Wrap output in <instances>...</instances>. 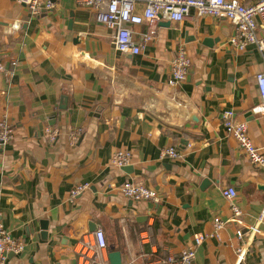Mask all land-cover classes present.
Wrapping results in <instances>:
<instances>
[{
    "label": "crops",
    "instance_id": "obj_1",
    "mask_svg": "<svg viewBox=\"0 0 264 264\" xmlns=\"http://www.w3.org/2000/svg\"><path fill=\"white\" fill-rule=\"evenodd\" d=\"M52 1V9L33 15L15 0H0V59L6 67L16 61L12 76L0 73V119L13 129L0 145V222L23 242L6 264H80L79 243L97 228L107 243L100 264H110L111 251L120 252L122 264H165L199 234L205 238L194 245V264H237L236 230L249 226L258 232L245 233L247 262L264 264V167L250 162L222 121L226 110L246 121L264 152V115L252 111L260 100L261 52L229 44V19L194 11L180 21L158 20L148 41L141 39L146 24L130 25L142 48L119 52L114 31L92 8ZM142 8L139 2L136 11ZM180 49L190 66L171 86ZM47 127L57 130L53 142ZM168 146L180 158L164 156ZM117 149L131 151L129 164H109ZM125 180L152 188L158 200L124 197ZM83 183L88 187L70 198ZM228 186L241 214L216 236L214 217L231 215Z\"/></svg>",
    "mask_w": 264,
    "mask_h": 264
},
{
    "label": "built area",
    "instance_id": "obj_2",
    "mask_svg": "<svg viewBox=\"0 0 264 264\" xmlns=\"http://www.w3.org/2000/svg\"><path fill=\"white\" fill-rule=\"evenodd\" d=\"M23 4L33 15H39L53 8L52 0H15ZM83 7L92 8L95 11L97 22L114 31L112 40L114 47L119 52H130L137 54L142 45L132 39V24H146V30L141 33L142 41H148L154 37L155 23L160 19L180 21L187 17L191 11L196 15L223 16L229 19L235 27L234 34L229 38V44L238 50H244L248 45H254L262 55L264 65V0L253 3H244L241 0H76ZM142 2L143 8L136 11V6ZM16 61L10 62L6 67L0 59V73L8 77L12 76ZM190 66L184 49H180L173 58L170 65V75L167 84L178 85L185 80ZM259 102L253 106L252 111L264 115V68L255 75ZM223 127L227 134L231 135L237 142L238 147L247 155L250 162L264 167V152L257 147L248 133L246 121H236L231 110L222 114ZM13 129L8 120L0 119V145L9 141ZM57 130L46 128L45 137L49 142L55 141ZM77 140L73 134L71 141ZM163 155L170 159L180 158V151L174 146H168L163 150ZM132 153L128 149L115 150L109 159V164L123 167L130 163ZM88 187L87 183L77 184L70 190V198H76ZM121 194L132 200H158V194L152 188L139 182L124 181L119 185ZM223 194L230 201L231 215L227 220H221L218 216L213 219L214 235L217 236L219 229L226 223L237 220L241 214L239 207L233 202L236 190L228 186ZM150 231V227L147 228ZM258 232L257 226H249L244 232L241 228L236 230V238L240 240L235 248L237 264H249L247 262L248 248L243 241L245 233L251 238ZM147 237V236H146ZM205 235L199 234L194 238V245H199ZM194 245L181 250L178 255L168 256L162 260L165 264H194ZM106 239L101 228L93 232L92 240H83L79 243L80 264H100L106 261ZM23 248V242L10 236L9 232L0 222V264H6L9 252H19Z\"/></svg>",
    "mask_w": 264,
    "mask_h": 264
},
{
    "label": "water",
    "instance_id": "obj_3",
    "mask_svg": "<svg viewBox=\"0 0 264 264\" xmlns=\"http://www.w3.org/2000/svg\"><path fill=\"white\" fill-rule=\"evenodd\" d=\"M42 228L46 230V222L42 223ZM108 258L110 264H122L121 255L119 251L109 252Z\"/></svg>",
    "mask_w": 264,
    "mask_h": 264
}]
</instances>
